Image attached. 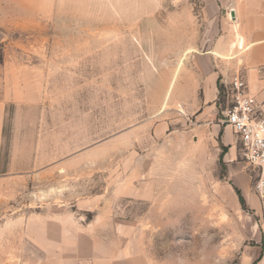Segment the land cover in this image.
<instances>
[{"label": "rangeland", "instance_id": "rangeland-1", "mask_svg": "<svg viewBox=\"0 0 264 264\" xmlns=\"http://www.w3.org/2000/svg\"><path fill=\"white\" fill-rule=\"evenodd\" d=\"M230 3L0 0V264H264L255 172L172 90L239 62Z\"/></svg>", "mask_w": 264, "mask_h": 264}, {"label": "crops", "instance_id": "crops-1", "mask_svg": "<svg viewBox=\"0 0 264 264\" xmlns=\"http://www.w3.org/2000/svg\"><path fill=\"white\" fill-rule=\"evenodd\" d=\"M234 5L235 22L240 32L238 41L242 55L239 62L235 59L211 58L205 54L195 69L184 67L180 80L175 81L172 90L175 98L191 113L197 112L200 126L211 125L212 132L221 131L220 140L229 146L228 155L236 153L232 140V129L214 121L216 104L221 96L220 85L229 81L231 75L240 70L245 76L248 88L259 105L260 114L264 116V0H230ZM6 100L0 99V157L2 152L3 127ZM234 135V134H233ZM235 137V136H234ZM240 172V171H239ZM238 172V173H239ZM236 173V174H238ZM92 264H132L123 252H114L108 257L93 260Z\"/></svg>", "mask_w": 264, "mask_h": 264}, {"label": "built area", "instance_id": "built-area-1", "mask_svg": "<svg viewBox=\"0 0 264 264\" xmlns=\"http://www.w3.org/2000/svg\"><path fill=\"white\" fill-rule=\"evenodd\" d=\"M224 85L229 102L222 110L220 121L231 127L242 162L255 172L253 190L264 208V116L240 70Z\"/></svg>", "mask_w": 264, "mask_h": 264}, {"label": "trees", "instance_id": "trees-1", "mask_svg": "<svg viewBox=\"0 0 264 264\" xmlns=\"http://www.w3.org/2000/svg\"><path fill=\"white\" fill-rule=\"evenodd\" d=\"M223 86L220 85V92L223 90L222 88ZM234 187V190L238 196V199H239V202L242 204V206L244 205L245 201H244V197L243 195L241 194L240 190L236 187V186H233Z\"/></svg>", "mask_w": 264, "mask_h": 264}]
</instances>
